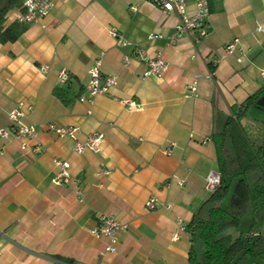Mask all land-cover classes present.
<instances>
[{"label": "crops", "instance_id": "0c3cea01", "mask_svg": "<svg viewBox=\"0 0 264 264\" xmlns=\"http://www.w3.org/2000/svg\"><path fill=\"white\" fill-rule=\"evenodd\" d=\"M210 12L201 42L182 36L167 44L178 19L148 0H54L45 18L0 45V127L9 125L8 112L21 103L22 121L38 130L25 150L16 140H0V264H55V257L70 264H187L189 235L177 222L185 226L209 195L204 178L217 171L212 135L233 106L259 91L264 96V30L258 28L264 26V0H210ZM110 29L131 45H117ZM235 39L234 51L225 53ZM134 46L150 57L161 54L167 63L161 77L142 79L146 66ZM97 60L101 74L116 76L117 83L92 104L81 102ZM61 70L65 83L58 79ZM196 76L194 96L188 87ZM128 99L142 109H126ZM48 122L78 127L79 141L94 133H103L104 141L98 152L78 154L72 139L45 131ZM262 139L264 126L255 146ZM54 159L68 162V185L52 184ZM103 169L110 174L98 177ZM150 196L157 198L153 211L144 207ZM101 215L127 225L116 251L104 257L106 240L90 234ZM257 223L264 235V212Z\"/></svg>", "mask_w": 264, "mask_h": 264}, {"label": "trees", "instance_id": "16d2710c", "mask_svg": "<svg viewBox=\"0 0 264 264\" xmlns=\"http://www.w3.org/2000/svg\"><path fill=\"white\" fill-rule=\"evenodd\" d=\"M22 3L0 0V45L16 41L26 30L16 19L8 22ZM261 94L259 91L239 107L233 106L221 130L212 135L221 184L184 226L189 235L187 264L264 262V235L257 223L264 212V139L258 146L252 145L240 122L248 107H257ZM243 219L247 221L244 226ZM55 259V264H70V260Z\"/></svg>", "mask_w": 264, "mask_h": 264}, {"label": "built area", "instance_id": "2783aa9c", "mask_svg": "<svg viewBox=\"0 0 264 264\" xmlns=\"http://www.w3.org/2000/svg\"><path fill=\"white\" fill-rule=\"evenodd\" d=\"M152 5L161 10L163 13H173L176 15L178 22L174 28L173 34L166 38L167 44H174L175 41L182 37L188 36L194 43H199L208 35V20L210 17V0H148ZM54 5V0H23L21 10L18 11L16 20L22 24H29L38 22L45 18ZM193 6V11H189V6ZM131 10H135L133 7ZM260 30H264V26L258 27ZM109 35L114 38L116 44L122 47L130 46L131 44L124 40L122 36L118 35L115 29L108 31ZM159 35H150L149 38H159ZM237 39L233 40L225 47V53H232L236 47ZM133 54L136 58H140L144 61L146 69L142 75V79L148 77H161L167 69V63L163 60L161 54L158 52L154 57L147 56L143 50L137 46L133 47ZM130 57H125V61H128ZM42 73H45L47 66L43 65L39 67ZM264 74V72H262ZM89 80L85 86V93L79 96V101L92 104L93 97L97 95L108 94L109 90L116 85L117 79L113 75H102L100 72V61L97 60L93 66L88 70ZM189 85L188 89L190 94L195 96L196 80ZM58 79L61 83H65L68 80V76L64 70H61L58 75ZM126 109L130 111H139L142 109V104L136 102L133 99L123 101ZM21 103L12 108L8 112L9 125L0 127V140L10 142L16 140L20 143V148L25 150L28 148L27 142L34 140L37 137L38 130L34 125L26 124L22 121L24 117V111ZM45 131L54 135L57 138H70L74 142V151L78 154H82L84 151L98 152L100 146L104 141L103 133H94L88 135L84 141H79L78 134L79 128L75 126H60L54 122H48L45 124ZM190 138H193V134H189ZM208 141V138H203L201 143ZM174 144L170 143L168 147L163 150L165 155H170L171 147ZM32 151L38 153L40 147L34 145L31 148ZM54 165L56 171L51 179L52 184L56 186L68 185L71 181V174L69 172L68 162L61 159H54ZM110 171L103 169L97 173L98 177L107 176ZM173 181L177 185H183V181L178 178H173ZM170 181L166 182L168 186ZM221 184V176L218 171H209L204 178V190L207 193H212ZM101 186V184H99ZM76 197L79 201L83 200V190L80 186L76 187ZM157 198L150 196L144 207L153 211L157 209ZM161 207L167 209L170 208L168 203H160ZM177 225L180 230H184V225L181 220H178ZM127 229V225L118 222L114 217L109 215H101L98 217L96 224L90 230V234L95 238H104L106 244L103 250L100 252V257H104L108 253L116 251L118 243V233Z\"/></svg>", "mask_w": 264, "mask_h": 264}, {"label": "rangeland", "instance_id": "374dc122", "mask_svg": "<svg viewBox=\"0 0 264 264\" xmlns=\"http://www.w3.org/2000/svg\"><path fill=\"white\" fill-rule=\"evenodd\" d=\"M262 122H264V108L258 107L251 108L246 117L241 121L247 137L254 146L257 145L258 139L261 138L262 126H264ZM245 223H247V221L243 219V226Z\"/></svg>", "mask_w": 264, "mask_h": 264}, {"label": "water", "instance_id": "95a60500", "mask_svg": "<svg viewBox=\"0 0 264 264\" xmlns=\"http://www.w3.org/2000/svg\"><path fill=\"white\" fill-rule=\"evenodd\" d=\"M256 106L258 108H264V96L260 97L257 101H256Z\"/></svg>", "mask_w": 264, "mask_h": 264}]
</instances>
